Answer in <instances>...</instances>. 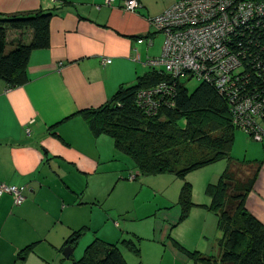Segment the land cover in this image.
Wrapping results in <instances>:
<instances>
[{
  "label": "crops",
  "instance_id": "obj_1",
  "mask_svg": "<svg viewBox=\"0 0 264 264\" xmlns=\"http://www.w3.org/2000/svg\"><path fill=\"white\" fill-rule=\"evenodd\" d=\"M137 1L140 6L130 12L123 0H0L2 15L51 14L49 44L29 54L27 82L9 88L0 79V183L24 187L18 205L12 195L0 196V264H73L93 241L114 244L123 238L136 241L139 249L136 256L120 246L126 263L141 256L136 239L142 236L139 226L131 224L137 216H129L125 192L144 190L145 179L135 182L138 174L132 182L123 181L136 169L115 151L110 137L93 135L78 114L106 102L120 85L133 84L150 69L146 61L160 56L163 35L149 20L178 0ZM30 38L27 29L7 34L9 43ZM229 157L260 165L245 207L264 226V139L253 141L239 130ZM227 162L187 174L194 206L186 219L179 222L177 201L159 206L164 211L152 230L153 247L169 248L172 263L192 264L174 242L189 251L217 254L222 232L205 207L210 200L205 188L217 181ZM186 229L193 235L184 242L178 237ZM77 231L80 236L67 258L63 250Z\"/></svg>",
  "mask_w": 264,
  "mask_h": 264
},
{
  "label": "trees",
  "instance_id": "obj_2",
  "mask_svg": "<svg viewBox=\"0 0 264 264\" xmlns=\"http://www.w3.org/2000/svg\"><path fill=\"white\" fill-rule=\"evenodd\" d=\"M50 17V13L41 10L0 14V79L9 88L27 82L29 54L48 46ZM23 29L30 31L28 43L7 41L9 31ZM7 46L10 49L6 51ZM255 77L250 73L238 88L246 92L254 90V94L264 91V75ZM181 78L192 77L187 72L173 77L163 68L150 67L133 84L120 85L103 104L78 114L93 135L104 134L112 139L115 151L126 156L136 169L135 177L170 173L182 180L177 198L179 222L187 218L194 206L192 187L185 176L217 161L228 160L217 181L205 188L210 199L205 207L217 217V228L222 232L216 243L217 254L188 251L174 244L192 264H264V226L245 207L260 165L229 157L238 127L232 123L225 94L203 80H197L198 86L188 92ZM161 83L166 85L165 92L147 102L138 97L140 91ZM261 121L264 124V118ZM79 236L77 231L66 244L74 248ZM120 246L136 256L139 254L136 241L129 238L114 244L93 241L74 264H127Z\"/></svg>",
  "mask_w": 264,
  "mask_h": 264
},
{
  "label": "built area",
  "instance_id": "obj_3",
  "mask_svg": "<svg viewBox=\"0 0 264 264\" xmlns=\"http://www.w3.org/2000/svg\"><path fill=\"white\" fill-rule=\"evenodd\" d=\"M122 4L130 12L140 6L137 0H123ZM149 23L163 35V44L160 56L146 64L163 68L173 77L187 72L213 84L227 98L232 123L251 140L262 141L264 91L254 94L238 85L250 73L255 78L264 75V0H178ZM165 89L161 83L140 91L138 97L147 102ZM134 178L129 173L127 179ZM4 193L12 195L17 205L24 200L23 186L1 182L0 196Z\"/></svg>",
  "mask_w": 264,
  "mask_h": 264
},
{
  "label": "rangeland",
  "instance_id": "obj_4",
  "mask_svg": "<svg viewBox=\"0 0 264 264\" xmlns=\"http://www.w3.org/2000/svg\"><path fill=\"white\" fill-rule=\"evenodd\" d=\"M163 36H161L162 40ZM9 46L6 47V51L9 50ZM180 82L184 85V87L188 90V92H192L199 84V82L194 79H187V78H181ZM182 122V121H181ZM238 129L235 130V133H238ZM129 162L130 160L126 157ZM131 163V162H130ZM188 175L185 176L187 179ZM141 179H145V185H144V190H139L136 191V189L133 191L131 190H126L125 193L129 195V206H130V212L128 213L129 216H137V221H133L131 223L134 226H139L137 230L140 229L141 233V239H137V241L140 242V248H141V256L135 257L132 263L128 264H182L181 262L178 261H173L172 263V255L166 246L160 244V247L154 248V237L152 236V230L153 227L158 224V218H160V213L163 212V208L166 206H170L171 200L172 202L177 201V196H178V191L179 187L178 184L182 180L179 178H176L170 173H160L156 175H142L138 177L137 181H141ZM126 182H132L133 180H123ZM195 190H196V185H194ZM174 190V194L171 193V190ZM199 189V188H198ZM199 195L202 197H206L205 194L202 193V190L199 189ZM172 197V199H171ZM161 200V202H160ZM159 201V202H158ZM142 202L146 204H142ZM168 203L167 205L163 206L164 204ZM149 203L153 205L154 207L150 210ZM139 204L143 205L144 207L141 209L139 207ZM160 204V205H159ZM159 206H163L162 209H159ZM177 205L166 209V212L172 213ZM129 224V225H131ZM176 230L175 232H177ZM180 234V233H179ZM193 234H187V229L186 232L185 230L181 232L180 234V239H182L184 242L185 239L188 241L190 240L189 236H192ZM171 238L174 239L173 234L170 235ZM195 237V235H194ZM197 238V236H196ZM181 244V243H180ZM183 246V245H182ZM185 247V246H184ZM193 250V249H191ZM189 251V250H188ZM213 250L211 251V255H213ZM190 264V263H189Z\"/></svg>",
  "mask_w": 264,
  "mask_h": 264
},
{
  "label": "water",
  "instance_id": "obj_5",
  "mask_svg": "<svg viewBox=\"0 0 264 264\" xmlns=\"http://www.w3.org/2000/svg\"><path fill=\"white\" fill-rule=\"evenodd\" d=\"M72 252H73V248L70 246H66L65 249L63 250V255L68 258Z\"/></svg>",
  "mask_w": 264,
  "mask_h": 264
}]
</instances>
